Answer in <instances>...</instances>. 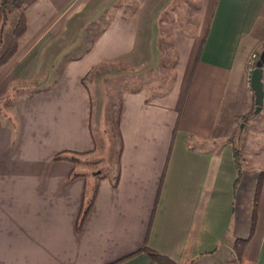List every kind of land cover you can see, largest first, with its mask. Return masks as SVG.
Here are the masks:
<instances>
[{
    "label": "crops",
    "instance_id": "1",
    "mask_svg": "<svg viewBox=\"0 0 264 264\" xmlns=\"http://www.w3.org/2000/svg\"><path fill=\"white\" fill-rule=\"evenodd\" d=\"M124 1L37 0L25 12L17 52L0 67V264H114L146 240L177 264H238L234 243L247 241L242 264H264V146L241 153L237 183L231 142L237 119L256 109L250 60L264 46V0H199L207 27L185 51L176 46L172 90L119 96L116 172L90 176L85 165L54 161L102 151L95 73L148 66L159 53L152 30L174 0L149 19L161 0H135L133 14L115 16L90 48L77 45L80 25ZM120 264L155 263L140 254Z\"/></svg>",
    "mask_w": 264,
    "mask_h": 264
},
{
    "label": "rangeland",
    "instance_id": "2",
    "mask_svg": "<svg viewBox=\"0 0 264 264\" xmlns=\"http://www.w3.org/2000/svg\"><path fill=\"white\" fill-rule=\"evenodd\" d=\"M165 1L167 0H161L150 9L148 19L164 10ZM198 8L199 0H174L169 5L161 18L158 19L154 30H152L154 40L155 37L159 36L160 38L157 46L159 53L152 64L137 68L132 66L123 67L117 64L111 65L99 70L91 78L97 86V91H95L90 81L94 106H96L97 100L99 103H97L93 115L94 138L99 148L101 146L102 151L95 158H79V165H85L83 168L90 176L98 171H101L104 175H110L117 171L119 137L116 116L120 94L128 90L145 89L150 96L156 97L158 94H166L172 90L173 68L175 63L177 66L178 61L176 46L180 51H185V48H189L200 40L207 27V24L203 22V16L197 14ZM135 10V0H125L120 7L99 8V12L93 16L94 18L87 19L86 24L80 25L76 29L77 31H83L76 41L77 45L83 49L90 48L115 16H127L133 14ZM16 19H18V15L14 14L5 31L3 33L0 31V57L7 49ZM151 27H153V24H144L143 32H149ZM72 36L71 34L67 40L63 41L64 47H67L70 42H74ZM183 41H186V43ZM71 54H73L72 51L68 52L64 58L70 59ZM38 89L39 87H33L28 92L33 93ZM234 143L242 154L244 153L250 157L264 146V110L256 115L251 122H241L238 125Z\"/></svg>",
    "mask_w": 264,
    "mask_h": 264
},
{
    "label": "trees",
    "instance_id": "3",
    "mask_svg": "<svg viewBox=\"0 0 264 264\" xmlns=\"http://www.w3.org/2000/svg\"><path fill=\"white\" fill-rule=\"evenodd\" d=\"M37 0H1L0 1V31L1 33H3L8 25V22L10 21V19L12 18V16L14 14L18 15V19H16V22L14 23V27L9 39V43L7 46V49L5 50L4 54L0 57V67L4 66L6 63H8L16 54L17 49H18V44H19V40L21 39V37L25 34L27 26H26V20H25V12L26 10L31 7L33 4H35ZM206 39V36L203 40V44L204 41ZM202 44V46H203ZM201 46V48H202ZM201 52V49H200ZM264 53V46L261 48L260 51V55ZM198 62V60H197ZM264 69V67H263ZM194 73V71H193ZM192 73V76H193ZM263 81H264V76H263ZM38 86L37 83H35V85H33V87ZM33 87H29V88H25L27 90V92L29 91V89H32ZM35 91H33L34 93ZM33 93H29V96H32ZM16 96V93H15ZM255 118L254 114H250V115H246L243 117H240L237 119L236 121V131L238 129V125L241 122H245V123H249L251 122V120H253ZM235 131V133H236ZM231 142H234V137L231 140ZM233 151H234V157H235V161H236V168H237V173H238V177H237V183L240 182L241 179V175H242V164H243V156L241 154L240 149L238 148L237 145H233ZM81 156L84 155H77V154H72V153H60L58 155H56L54 157V161H68L74 165H79L80 160L79 158H81ZM73 177H77L76 174L73 175ZM118 179H119V174L118 176L115 178L114 180V187L117 186L118 183ZM92 205L89 204L87 207H85V209L82 211L80 218H79V222H78V230H81L82 225L84 223L85 218L87 217L90 209H91ZM247 244V241H241V240H236L234 243V248H233V254L231 257V262L234 263H238V264H242V253L243 250L245 248ZM140 254H146L148 255L151 260L155 263V264H177L175 262H173L171 259H169L166 256H163L151 249L148 248L147 245V240L145 245L136 253L114 263V264H120L122 262H125L126 260H129L137 255ZM195 261H191L188 264H194Z\"/></svg>",
    "mask_w": 264,
    "mask_h": 264
},
{
    "label": "water",
    "instance_id": "4",
    "mask_svg": "<svg viewBox=\"0 0 264 264\" xmlns=\"http://www.w3.org/2000/svg\"><path fill=\"white\" fill-rule=\"evenodd\" d=\"M264 53L260 55L259 60L256 63V68L252 72L250 77V87L255 97V112L254 115H258L264 108Z\"/></svg>",
    "mask_w": 264,
    "mask_h": 264
},
{
    "label": "built area",
    "instance_id": "5",
    "mask_svg": "<svg viewBox=\"0 0 264 264\" xmlns=\"http://www.w3.org/2000/svg\"><path fill=\"white\" fill-rule=\"evenodd\" d=\"M260 58V53H254L252 56H251V60H250V71H251V74L252 72L255 70L256 68V63L257 61L259 60Z\"/></svg>",
    "mask_w": 264,
    "mask_h": 264
}]
</instances>
